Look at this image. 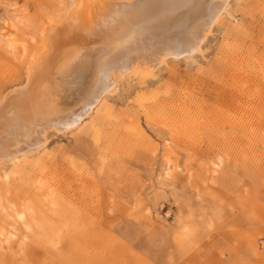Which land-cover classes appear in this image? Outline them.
Masks as SVG:
<instances>
[{"label":"rangeland","instance_id":"374dc122","mask_svg":"<svg viewBox=\"0 0 264 264\" xmlns=\"http://www.w3.org/2000/svg\"><path fill=\"white\" fill-rule=\"evenodd\" d=\"M64 4L0 0V100ZM230 9L193 61L121 78L80 129L0 164V264H264V0ZM58 33V49L85 41Z\"/></svg>","mask_w":264,"mask_h":264},{"label":"bare ground","instance_id":"6f19581e","mask_svg":"<svg viewBox=\"0 0 264 264\" xmlns=\"http://www.w3.org/2000/svg\"><path fill=\"white\" fill-rule=\"evenodd\" d=\"M231 1L65 0L63 12L41 27L42 48L30 58L25 86L0 100V164L17 167L47 145L50 132L80 129L107 107L121 78L150 76L170 59L193 61L214 27L232 17ZM61 25L80 31L85 41L59 50ZM12 27L4 30L2 41L17 55ZM8 175L3 171L1 177ZM23 217L10 214L6 221L17 231ZM25 229L31 227L25 224ZM8 235L10 243L14 234Z\"/></svg>","mask_w":264,"mask_h":264}]
</instances>
